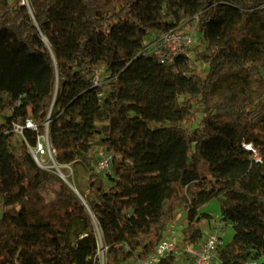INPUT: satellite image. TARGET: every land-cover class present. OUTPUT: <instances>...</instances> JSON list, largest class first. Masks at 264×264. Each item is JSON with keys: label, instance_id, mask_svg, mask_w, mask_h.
Wrapping results in <instances>:
<instances>
[{"label": "trees", "instance_id": "trees-1", "mask_svg": "<svg viewBox=\"0 0 264 264\" xmlns=\"http://www.w3.org/2000/svg\"><path fill=\"white\" fill-rule=\"evenodd\" d=\"M180 25L196 28L205 73L185 51L161 62L144 49ZM236 80L250 101L215 94ZM0 117V264H134L182 206L184 253L213 198L235 224L221 264L264 255V0H0ZM26 118L38 130L16 140ZM48 118L56 163L89 172L82 197L29 149ZM96 148L113 155L105 176Z\"/></svg>", "mask_w": 264, "mask_h": 264}, {"label": "built area", "instance_id": "built-area-1", "mask_svg": "<svg viewBox=\"0 0 264 264\" xmlns=\"http://www.w3.org/2000/svg\"><path fill=\"white\" fill-rule=\"evenodd\" d=\"M194 42V32L180 25L168 32L151 37L146 41L144 49L147 53L156 56L161 62H166L173 60L174 57L183 53L185 48L193 46ZM99 73L100 69H97L94 77L95 84L99 83ZM22 103L23 97L20 96L17 105L20 106ZM50 121V118L46 120L45 133L38 136L36 144L34 146L29 145L34 159L41 167L46 169H50L51 166H48V161L45 160V157H48V160L53 162V166L58 168L54 158L55 150L52 147L49 136ZM12 126L13 131L21 138H25L26 129L38 130L39 127L32 118H26L24 122L14 121ZM245 147L251 149L250 145H245ZM254 152L256 153L255 150ZM256 159L258 158L256 157ZM111 164L112 156L102 155L96 161L94 168L96 172H105L110 169ZM222 231V225L216 223L211 229H204V238L201 242L185 248V253H188L191 264H217L216 257L222 244ZM168 254L177 256L182 254V251L180 252L178 249L177 240L174 236L163 238L150 256L134 264H156L162 257Z\"/></svg>", "mask_w": 264, "mask_h": 264}, {"label": "rangeland", "instance_id": "rangeland-1", "mask_svg": "<svg viewBox=\"0 0 264 264\" xmlns=\"http://www.w3.org/2000/svg\"><path fill=\"white\" fill-rule=\"evenodd\" d=\"M187 30L194 32V39L195 42L193 46L187 47L184 49L185 53L189 54L190 57V64L201 68L203 73H205V68L202 62L196 61L194 59V53L193 50L195 47H197V44L199 43V35L195 27L193 26H184ZM99 76L101 79L105 78V74L103 70H100ZM215 94L220 96L221 98L227 100V101H241V102H248L251 100L252 96L255 94V92L251 89L250 84L245 81L236 80L232 82H222L219 84V86L215 90ZM201 119V115L197 116L196 121L194 122L193 126H196L199 124V121ZM0 122H2V118L0 117ZM21 137L16 135V140H20ZM102 155H110L113 156L111 153H108L103 148H96L92 154V166L95 167L96 161L100 158ZM45 160L48 161L47 164L50 167V170L54 171L57 175H61L58 168L53 166V162L51 160H48V157H45ZM57 164V163H56ZM58 165V164H57ZM62 166V171L68 176L69 180L75 185V188L78 190V192L81 194V191H85L87 189V180L89 176V172L85 168L84 164L82 162H77L76 164L72 165H60ZM110 169L103 172V175L107 172H109ZM52 196V194H50ZM202 211L204 212H211L214 216V220L209 223L208 226H206V229H211L214 224L218 223L222 225L223 231H222V244L220 246V250L217 253L216 257V263L221 264V251L226 248L227 244L230 243L232 240L235 229L234 224L232 222H224L221 219V208H220V202L217 198L211 199L209 202L205 203L202 206ZM2 212V207L0 206V213ZM186 225V216H185V210L183 209V206L179 209V215L175 221H173L172 224L168 225L163 232V238L168 236H174L177 240L178 249L181 252L182 246L180 245V241L182 239V233L183 229ZM98 234V240H99V253L100 256L103 258L104 256V243L102 240V234L101 231L97 229ZM187 258L190 259L188 253H183L178 256L177 263L176 264H187ZM158 264V263H156ZM256 264H264V255L259 257L256 261Z\"/></svg>", "mask_w": 264, "mask_h": 264}, {"label": "bare ground", "instance_id": "bare-ground-1", "mask_svg": "<svg viewBox=\"0 0 264 264\" xmlns=\"http://www.w3.org/2000/svg\"><path fill=\"white\" fill-rule=\"evenodd\" d=\"M58 169H59V172L61 173V175L64 177V179L72 186L75 188V185L69 180L68 176L62 171V166L60 165H57ZM99 230V228H98ZM100 231V230H99Z\"/></svg>", "mask_w": 264, "mask_h": 264}, {"label": "water", "instance_id": "water-1", "mask_svg": "<svg viewBox=\"0 0 264 264\" xmlns=\"http://www.w3.org/2000/svg\"><path fill=\"white\" fill-rule=\"evenodd\" d=\"M60 177L80 196V197H82L81 196V194L78 192V190L76 189V188H74V187H72L65 179H64V177L62 176V175H60Z\"/></svg>", "mask_w": 264, "mask_h": 264}, {"label": "crops", "instance_id": "crops-1", "mask_svg": "<svg viewBox=\"0 0 264 264\" xmlns=\"http://www.w3.org/2000/svg\"><path fill=\"white\" fill-rule=\"evenodd\" d=\"M208 213H210L211 215H213L211 212H208ZM213 216H214V215H213ZM214 217L216 218L217 216H214ZM233 224H234V223H233ZM233 227H235V224H234ZM189 263H191V259H190Z\"/></svg>", "mask_w": 264, "mask_h": 264}]
</instances>
